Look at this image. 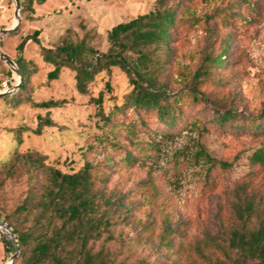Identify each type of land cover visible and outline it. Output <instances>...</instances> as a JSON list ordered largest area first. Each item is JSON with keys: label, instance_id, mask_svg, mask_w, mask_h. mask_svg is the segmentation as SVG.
<instances>
[{"label": "rangeland", "instance_id": "obj_1", "mask_svg": "<svg viewBox=\"0 0 264 264\" xmlns=\"http://www.w3.org/2000/svg\"><path fill=\"white\" fill-rule=\"evenodd\" d=\"M155 1L46 0L41 4L34 0L30 10L26 0H18L19 26L0 38V51L15 63L17 45L28 39L22 56L31 74L25 91L17 95L18 104L0 100V217L19 206L34 183L22 160L28 149L33 158L44 156L46 163L62 171L77 170L88 160L107 172V193L125 203L117 210L109 234L90 242L93 252L104 248L115 264H215L223 256L219 248H225L226 234L235 225L231 203L236 188L243 184L246 194L264 195V171L249 162L261 141L248 132L209 122L216 111L210 101H223L248 117L264 110V0H175L179 19L163 74L167 92L187 90L203 56L216 55L227 41L224 68L218 76L212 75L222 85L201 87L207 98L203 104L193 106L186 98L181 124L171 128L155 116L145 118L141 126L134 111L118 116L103 131L117 145L115 151L93 139L101 129L91 97L103 90L120 99L128 91L126 77L114 69L111 92L104 89L107 78H98L86 94L76 90L71 69H62L57 80L47 79L54 67L43 60L41 47L55 49L71 31L73 36L90 39L98 53H105L110 29L152 11ZM241 1L247 4L237 9ZM14 6L13 0H0V31L16 22ZM20 82V75L0 60V93L10 92L5 96L10 97ZM45 101L59 106L45 110L33 105ZM38 116L48 117L54 125L45 127L40 136L21 135L18 168L6 177L3 165L16 154H11L16 145L13 131L36 129ZM199 147L231 167L224 171L205 164L196 157ZM126 150L136 157L131 165L123 161ZM3 241L0 236V264H8L14 250L8 253Z\"/></svg>", "mask_w": 264, "mask_h": 264}, {"label": "trees", "instance_id": "obj_2", "mask_svg": "<svg viewBox=\"0 0 264 264\" xmlns=\"http://www.w3.org/2000/svg\"><path fill=\"white\" fill-rule=\"evenodd\" d=\"M33 1L26 0V7L30 10ZM36 1L42 4L46 0ZM242 4L247 3L238 2L236 8ZM178 17V3L175 0H156L152 11L110 29L105 53H98L91 46L90 39L73 36L71 31L62 36L55 49L41 47L43 60L54 67L47 74V79L57 80L62 69H71L75 74V88L80 94L88 93L98 78H107L104 89L111 92L113 87L110 80L114 69L126 77L128 91L120 99L106 95L103 90L91 97L96 121L101 129L98 137L93 136V139L105 144L106 148L112 151L118 148L110 143L109 135L103 132L114 125L118 116L134 111L135 120L141 126L146 124L145 118L155 116L161 124L171 128L181 124L186 98L193 106L203 104L207 98L200 88L209 83L222 85L220 79L214 80L212 75L218 76L224 68L227 41L221 44L216 55L207 53L203 56L187 90L174 95L167 92L163 74L170 52V38ZM27 40L22 39L16 47L18 57L15 63L21 79L19 89L10 97H0V100L8 99L13 105L18 104L17 95L25 91L31 74L22 56ZM6 74L10 76L11 71L8 70ZM210 103L215 104L216 110L209 120L212 126L248 132L261 141L250 155L249 162L264 171V110L255 117H248L240 114L232 105H224L223 101ZM33 105L48 110L58 107L59 102L45 101ZM37 118L36 129L17 128L13 131L16 145L11 154H16L3 165L6 177L18 168V147L23 143L21 135L28 132L40 136L45 127L54 125L48 117ZM32 152V149H28L22 160L34 183L23 202L0 217V222L12 230L17 241L19 254L13 264H115L107 250L103 248L93 252L89 245L92 241L101 240L104 234H109L110 228L115 225L117 210L125 204L123 199H115L107 193L104 186L107 172L88 160L77 170L62 171L46 163L44 156L33 158ZM122 155L127 165L136 161L130 150ZM196 157L210 166L218 165L224 171L231 167L229 163L212 159L202 147L198 148ZM245 189L246 185L242 184L234 192L231 216L235 225L226 234L225 248H219L223 256L217 258L215 264H264V195L246 194ZM3 245L8 253L13 252L9 242L3 241Z\"/></svg>", "mask_w": 264, "mask_h": 264}, {"label": "water", "instance_id": "obj_3", "mask_svg": "<svg viewBox=\"0 0 264 264\" xmlns=\"http://www.w3.org/2000/svg\"><path fill=\"white\" fill-rule=\"evenodd\" d=\"M14 2V7H15V11H14V17H15V23L13 24V26L10 29H6V30H2L0 31V38L13 34L14 32H16L18 26H19V21H20V17H19V3L18 0H13ZM0 60H2L3 62L6 63V65L13 71L15 72L18 76L20 75L18 68L16 67V64L12 61V59H10L7 55H5L3 52L0 51ZM19 86V85H18ZM10 94V92H2L0 93V97L1 96H6ZM0 236L2 237V239L4 241H7L11 244L12 249L14 250L13 255L11 256L8 264H13L16 260V258L18 257V246H17V241L15 238L14 233L12 232V230L10 228H8L5 224L0 222Z\"/></svg>", "mask_w": 264, "mask_h": 264}, {"label": "built area", "instance_id": "obj_4", "mask_svg": "<svg viewBox=\"0 0 264 264\" xmlns=\"http://www.w3.org/2000/svg\"><path fill=\"white\" fill-rule=\"evenodd\" d=\"M6 89H7V84L4 83V84H3V90H6Z\"/></svg>", "mask_w": 264, "mask_h": 264}]
</instances>
